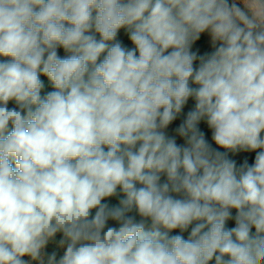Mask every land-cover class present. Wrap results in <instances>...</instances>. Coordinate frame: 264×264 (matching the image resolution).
<instances>
[{"label":"clouds","instance_id":"clouds-1","mask_svg":"<svg viewBox=\"0 0 264 264\" xmlns=\"http://www.w3.org/2000/svg\"><path fill=\"white\" fill-rule=\"evenodd\" d=\"M33 262L264 264V0H0V264Z\"/></svg>","mask_w":264,"mask_h":264},{"label":"trees","instance_id":"trees-1","mask_svg":"<svg viewBox=\"0 0 264 264\" xmlns=\"http://www.w3.org/2000/svg\"><path fill=\"white\" fill-rule=\"evenodd\" d=\"M120 38L123 39V41H124L125 44H128L130 46V42L127 40L126 35L124 34L123 31L120 34ZM200 46H201V50L202 51H211L212 50L211 47H210V43L206 39H202V41L200 42ZM60 54L63 55V50L62 49L60 50ZM41 78L43 80H45V85H46L45 91L52 90L50 88V86L48 85L46 78L45 77H41ZM192 106H193V101L190 100L189 101V104L185 108V112L188 109H190ZM179 122H180V120L178 119L176 122H174V124L171 127L174 128L176 126V124H178ZM201 128H202V130H204L206 132L207 138L211 142V133H210V130H208L207 127H206V125L203 124V123L201 124ZM213 146L215 147L214 144H213ZM221 151H223V149H221ZM229 155H230V158L235 159L237 161L238 165L240 163H242L244 159H247L248 162H249V164H252L254 162V158H255V153L254 152H252V153H249V152H240V153H237L235 155L229 153ZM112 203H116V200L113 199L112 200ZM229 226H234V222H229ZM185 236H187V234H185ZM59 239H60V236L58 235L56 237V240L58 241ZM46 251L48 253H51V252L55 251L57 253V257L59 258V256L63 255L64 249L63 248H59L55 242H50L49 245H48V247H47V249H46ZM25 259H28V257H25Z\"/></svg>","mask_w":264,"mask_h":264},{"label":"rangeland","instance_id":"rangeland-1","mask_svg":"<svg viewBox=\"0 0 264 264\" xmlns=\"http://www.w3.org/2000/svg\"><path fill=\"white\" fill-rule=\"evenodd\" d=\"M178 142H180V141H178ZM33 264H36V262H33Z\"/></svg>","mask_w":264,"mask_h":264}]
</instances>
